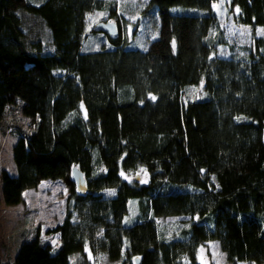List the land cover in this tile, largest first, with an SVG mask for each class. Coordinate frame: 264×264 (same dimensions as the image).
Returning <instances> with one entry per match:
<instances>
[{"label":"trees","instance_id":"trees-1","mask_svg":"<svg viewBox=\"0 0 264 264\" xmlns=\"http://www.w3.org/2000/svg\"><path fill=\"white\" fill-rule=\"evenodd\" d=\"M217 3L245 41H229ZM4 107L30 131L11 147L15 173L0 169L2 202L42 178L67 192L45 229L58 245L36 229L2 264H72L85 249L117 264H201L209 240L264 264V0H0V123Z\"/></svg>","mask_w":264,"mask_h":264},{"label":"rangeland","instance_id":"rangeland-1","mask_svg":"<svg viewBox=\"0 0 264 264\" xmlns=\"http://www.w3.org/2000/svg\"><path fill=\"white\" fill-rule=\"evenodd\" d=\"M215 9L222 19V26L229 41L234 43L245 41L248 28L224 20V10L219 3L215 5ZM129 17L134 19L131 15ZM26 21L29 23V27L24 26L25 31L33 32V29L37 27L34 21H31L27 16L22 23ZM94 22L96 20L91 21L90 25L92 26ZM133 25L134 22L127 24L125 33L122 34V37L125 34L131 43H134L131 30ZM140 30L142 33L144 32L143 27ZM140 32L138 31V34ZM103 39V33L97 34V36H89L86 44L89 47L100 46ZM201 89L202 83L195 88H189L185 97L196 98L200 95ZM5 110L8 112L6 115H3L4 112L2 113L4 118L1 119L0 123V169H5L8 173L13 174L15 173V166L12 160L11 147L18 136L17 132L25 133L29 132L30 129L25 122L26 118L17 109L4 107ZM135 175H131L128 179ZM136 178L140 182H145L147 176L146 174L139 177L136 175ZM66 192V186L59 178H42L35 186L24 188L21 194L22 200L17 203L4 204L0 198V264L11 261L20 240L32 236L36 229L42 239L51 243L52 249L58 245L56 236L46 232L45 229L61 220ZM198 261L201 264H257L248 260L237 262L229 260L217 240L206 241L199 247ZM71 263L117 264L118 262L108 259L104 253L97 249L93 253L85 249L83 259L73 256Z\"/></svg>","mask_w":264,"mask_h":264},{"label":"water","instance_id":"water-1","mask_svg":"<svg viewBox=\"0 0 264 264\" xmlns=\"http://www.w3.org/2000/svg\"><path fill=\"white\" fill-rule=\"evenodd\" d=\"M94 29L104 31L110 35H115L117 33V26L114 21H98L94 23L93 26ZM69 177L72 180V182L75 184L77 189H80L83 187L84 181L83 177L80 173V171L75 167L70 168Z\"/></svg>","mask_w":264,"mask_h":264}]
</instances>
